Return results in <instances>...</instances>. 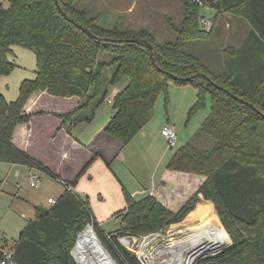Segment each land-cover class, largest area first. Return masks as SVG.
Listing matches in <instances>:
<instances>
[{"label":"trees","instance_id":"1","mask_svg":"<svg viewBox=\"0 0 264 264\" xmlns=\"http://www.w3.org/2000/svg\"><path fill=\"white\" fill-rule=\"evenodd\" d=\"M58 1L71 19L97 38L91 39L62 16L55 0H9L7 8L0 3V80L16 67L9 58L14 46L32 51L37 67L35 78L22 82L17 100L7 101L0 91V163L42 168L12 143L16 127L31 120L24 108L36 91L58 98L78 97L81 102L75 110L57 116L75 123L79 112L105 103L108 85L128 77L129 84L110 99L114 115L104 130L126 145L154 118L158 98L172 81L195 88L196 103L190 113L202 109L206 97H211L210 113L200 130L168 164L171 171L189 174L186 187L192 196L173 213L153 196L138 200L124 190L126 209L118 213L122 225L104 235L89 201L66 189L46 216L38 210L13 247L3 239L0 264L7 250L13 252L14 264H76L71 251L91 221L117 264H142L119 239L180 222L201 200L208 202V207L204 205L206 219L218 229L224 246L229 241L230 245L196 264H264V71L248 74L243 81L230 74L215 76L187 50L189 41L213 33L201 26V0H182V25L174 27L176 39L165 43H158L145 30L105 28L87 11L76 9L74 0ZM212 8L216 11L214 21L222 14L246 20L251 34L264 46V0H217ZM105 52L111 54L108 61L101 59ZM109 69L112 72L107 78ZM77 181L78 177L71 185ZM173 193L182 195L179 188ZM217 245H223L220 236Z\"/></svg>","mask_w":264,"mask_h":264},{"label":"rangeland","instance_id":"2","mask_svg":"<svg viewBox=\"0 0 264 264\" xmlns=\"http://www.w3.org/2000/svg\"><path fill=\"white\" fill-rule=\"evenodd\" d=\"M69 1L62 0L63 3ZM201 1V16L205 20H212L213 33L209 38L189 41L187 50L197 57L200 63L215 76L230 74L243 81L245 79L243 77L248 74L264 71V46L251 34L249 23L232 14H222L214 21L216 12L212 7L217 0ZM0 3L5 8L9 7V0H0ZM74 7L78 10L87 11L90 17H96L100 26L105 28L119 27L123 30L130 29L133 31L145 30L150 32L158 43L176 39L177 34L174 27L182 25L185 11L182 0H74ZM9 58L15 63L16 67L9 75L3 76L0 81L5 97L10 101H15L20 95L22 82L26 79L35 78L37 71L36 57L32 51L14 46L13 53ZM110 58V52H105L101 56V59L106 61ZM111 72L110 69L107 71V78ZM128 84L129 78L125 77L117 85H108V97L101 107L96 109L92 106L79 112L75 123L80 130L87 131L89 128H97L106 119L110 120L114 110L109 100L112 99L115 92L122 91ZM195 103L196 90L193 86H181L172 81L168 83L167 89L161 92L158 98L154 118L147 124L145 129L155 138L154 142L159 149V154L156 153L158 155L152 156L147 162L137 155L136 159L133 160V169L129 164L120 161H116L111 168H108L121 188L127 187L130 189L131 187L128 176H126L127 170L133 172L134 184L136 182L148 184L152 178L157 179L163 173L170 158L194 137L210 113V96L206 97L205 106L202 109L190 113ZM62 104L59 101L49 102L47 107L58 111L66 106V104ZM94 114L93 123L87 125L85 119L91 118ZM164 126H170L178 135L177 144L171 149L168 148L165 137H162L161 132ZM164 150L167 151V155L163 157L161 152ZM16 171H13L9 165L0 164V244L5 239L9 247L16 244L27 224L36 219L37 207L47 208L51 206L48 200L50 198L56 200L66 191V187L61 180L52 179L46 175H42L41 179L37 180L39 188H32V180L27 172L23 170L18 177ZM181 176L184 177V180H187L189 174L182 173ZM83 177L84 175L79 177V182ZM89 178V176H86L84 179L88 192L90 187L95 188L100 184L97 178L94 183ZM88 192L84 194V192L77 190V193L74 194L88 200L92 209L97 202L102 205L106 204L104 199L107 198L105 196L102 198L101 194L97 193L95 195L94 192L92 194ZM158 194L160 193L156 192V195ZM173 194L172 190L171 193L163 195V203L159 201L158 196L155 198L171 212L177 213L186 202L183 205H180V203L174 206L172 203ZM93 201L95 204H93ZM204 205L208 207L206 202L199 201L182 221L167 226L164 231L168 238L163 242L153 244L147 255L152 256V258L156 257L155 253L160 246L171 247L174 241H179L192 234L194 228L199 226L204 228L210 239L215 243L216 254L228 247L230 241L229 244L224 246L218 229L211 221L206 219ZM179 206L180 208L177 210ZM115 214L109 217L108 222H102L101 229L105 233L120 229L122 217L118 215V211ZM205 222L210 223L215 232L209 230ZM172 232L176 234L171 237L169 234ZM219 236L223 243V248L220 250H218L219 246L217 245ZM133 253L137 254L136 248H133ZM213 254L209 253L208 256ZM167 259L168 257H163L157 260L156 264H167L164 261ZM142 260L146 261L145 259Z\"/></svg>","mask_w":264,"mask_h":264},{"label":"crops","instance_id":"3","mask_svg":"<svg viewBox=\"0 0 264 264\" xmlns=\"http://www.w3.org/2000/svg\"><path fill=\"white\" fill-rule=\"evenodd\" d=\"M0 91L4 95L1 81ZM6 100L11 102L7 98ZM55 101L63 103L62 105L66 104V106H63L58 111L49 109L47 103ZM80 102L81 100L78 97L58 98L51 96L46 91L33 93L24 108L26 114L31 115V120L16 127L12 143L18 149L26 152L42 168L36 169L22 165L0 164L11 166L13 171L17 170L16 175L18 177L24 170L28 175L33 173L39 179H41L42 175L49 176L52 179H59L61 182L70 184L69 186L73 188L74 193H77V190L84 192V194L88 192L84 181L86 176L90 177L89 179L92 183L98 180L100 184L95 188L90 187L88 193L92 194L94 192L95 195L98 193L101 194L102 198L103 196L107 198L104 199L106 204L103 205L97 202V206H95L96 204L93 201L95 205L92 209L99 228L104 235L115 231L105 233L101 229L102 222H108L110 216H113L117 211L119 213L126 209L124 190L140 200L146 196H151L152 192L165 195L179 188L182 195L173 194L172 203L174 206L180 203V205H183L192 196V193L187 190V180H184V177L181 176L182 173L168 169V164L172 157L166 164L163 173L157 179L152 178L148 184L142 182L134 184L135 177L133 172L131 173L127 170L126 176H128L131 187L130 189L127 187L121 188L108 168H111L116 161H120L121 163L129 164L133 169V160L136 159L137 155L146 162L152 156L158 155L159 149L155 145V138L145 130L146 125L128 144L124 145L117 138L105 133L104 130L108 124L107 122L110 121L109 119H106L97 128L94 127L89 128L87 131H82L76 123L64 122V120L57 117V115H65L72 112L79 106ZM41 113L43 114L41 115ZM113 115L114 111L110 119ZM94 119L95 114L91 121H87V125H91ZM165 127L170 126H164L163 128ZM161 153L163 157L167 155L165 150ZM91 159H94L93 163L82 173L84 167ZM82 175L84 177L81 179V183L79 182V177ZM77 177V183L71 185ZM203 202L208 204L207 201ZM179 208L180 206L177 210Z\"/></svg>","mask_w":264,"mask_h":264},{"label":"built area","instance_id":"4","mask_svg":"<svg viewBox=\"0 0 264 264\" xmlns=\"http://www.w3.org/2000/svg\"><path fill=\"white\" fill-rule=\"evenodd\" d=\"M201 26L203 27L204 30H206L207 32H210L213 29V22L212 20H205L203 18L201 20ZM109 102L111 103L112 101L109 100ZM161 133H162V136L165 137L168 147L170 149L176 146L177 141H178V135L175 132V130H173L170 127H165L162 129ZM29 176L32 180L31 187L35 189L38 188L39 183L37 182V180L39 178L33 173H31ZM62 184L66 187L67 191L74 193L73 188L69 186L66 182H62ZM151 196L153 197L158 196L159 201L161 203L164 202L163 194L156 195V192H152ZM48 202L49 204L54 205L56 204L57 200L50 198ZM89 227L92 228L96 233L95 224L93 221H91L84 228V230ZM84 230L79 233L76 244L71 251V256L74 259L76 264H82L79 258L80 255L76 252V248H77L80 236L84 232ZM175 234H176L175 232H172L171 234H169V236L172 237ZM187 237L188 236L184 237L183 239L179 241H174L171 247L167 248V247L160 246L155 253L156 257H153V258L152 256L149 257L147 255L148 251L153 246V244L163 242L166 240V238H168V236L165 235L164 229L160 231L151 232L145 235L123 236L119 239V242L121 243L122 246H124L126 249H128L131 252H133V248H136L137 249L136 256L142 264H156V261L163 257H168L167 260H164L167 264H196V262L199 259L207 257L209 253L202 255V256H194L192 251L190 250L191 244H189V242H186ZM213 253L214 254L211 256L216 255V252H213ZM4 255H5V259L2 262V264H11L13 252L7 250L5 251ZM142 259H145L146 261L144 262ZM178 260L180 262H178Z\"/></svg>","mask_w":264,"mask_h":264},{"label":"bare ground","instance_id":"5","mask_svg":"<svg viewBox=\"0 0 264 264\" xmlns=\"http://www.w3.org/2000/svg\"><path fill=\"white\" fill-rule=\"evenodd\" d=\"M186 240L191 244L190 250L194 256H202L217 251L215 243L203 227H195L193 233L188 235ZM221 248L223 245L218 250ZM76 252L80 255L82 264H117L95 231L90 227L81 234ZM178 262L180 261L178 260Z\"/></svg>","mask_w":264,"mask_h":264},{"label":"water","instance_id":"6","mask_svg":"<svg viewBox=\"0 0 264 264\" xmlns=\"http://www.w3.org/2000/svg\"><path fill=\"white\" fill-rule=\"evenodd\" d=\"M56 6L59 10V12L62 14V16H64L66 19L70 20L71 23H73L76 27L80 28L85 34H87L91 39L95 40L97 37L91 32L89 31L87 28L81 26L80 24L76 23L73 19H71L61 8L59 1L55 0ZM133 43L138 44L140 43V41H134ZM226 93L230 94L233 98H235L236 100H239L240 102L249 105L251 108H255L252 104H249L245 101H243L242 99L234 96L233 94H231L229 91L225 90ZM38 210L40 211V215L42 217L46 216V214L48 213L49 209L46 207H38Z\"/></svg>","mask_w":264,"mask_h":264}]
</instances>
